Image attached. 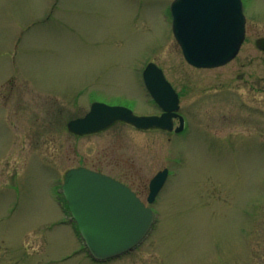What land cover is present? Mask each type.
I'll return each mask as SVG.
<instances>
[{
  "label": "rangeland",
  "instance_id": "374dc122",
  "mask_svg": "<svg viewBox=\"0 0 264 264\" xmlns=\"http://www.w3.org/2000/svg\"><path fill=\"white\" fill-rule=\"evenodd\" d=\"M170 1L0 0V264H264V0H243L246 40L210 69L183 58ZM147 62L176 89L182 132L68 131L95 101L157 113ZM79 166L143 201L168 168L151 230L116 258L93 260L59 204Z\"/></svg>",
  "mask_w": 264,
  "mask_h": 264
},
{
  "label": "water",
  "instance_id": "95a60500",
  "mask_svg": "<svg viewBox=\"0 0 264 264\" xmlns=\"http://www.w3.org/2000/svg\"><path fill=\"white\" fill-rule=\"evenodd\" d=\"M169 11L172 33L190 65L217 67L238 52L245 31L241 0H172ZM259 48L264 51V38ZM142 76L151 97L163 110L161 115H135L125 106L94 102L83 117L67 123L68 129L87 134L120 120L141 129L171 130L172 118L177 116L178 94L155 63H147ZM179 122L175 131L183 127L181 116ZM167 174L164 168L150 179L148 203L155 199ZM61 191L84 245L95 260L115 258L130 251L152 228V209L128 186L108 175L86 167L70 168L65 172Z\"/></svg>",
  "mask_w": 264,
  "mask_h": 264
},
{
  "label": "flooded vegetation",
  "instance_id": "af4514ba",
  "mask_svg": "<svg viewBox=\"0 0 264 264\" xmlns=\"http://www.w3.org/2000/svg\"><path fill=\"white\" fill-rule=\"evenodd\" d=\"M242 2H243V0H242ZM245 19H247L246 17H245ZM245 24H246V20H245ZM246 28H245V35H244V40L243 41H245L246 40ZM262 38H264V36H261V37H256V39H254V43H255V46H256V48L259 50V51H262L263 53H264V51L263 50H261L260 48H259V45H260V40L262 39ZM242 44H243V42H242ZM242 44H241V46H242ZM241 46H240V48H241ZM240 48H239V50H240ZM239 50H238V52H237V54H236V56L233 58V59H235L236 57H237V55H238V53H239ZM232 59V60H233ZM232 60H230V61H228V62H226L225 64H223V65H221V66H224V65H227L229 62H231ZM180 100V99H179ZM153 102V101H152ZM110 105H116V104H110ZM156 105V104H155ZM157 106V105H156ZM158 107V106H157ZM159 108V107H158ZM179 108H180V104H179ZM86 113V112H85ZM84 113V114H85ZM162 113V110L159 108V111L157 112V113H153V114H150V115H160ZM83 114V115H84ZM177 114H178V116H181L182 118H183V128H182V130H180L179 132H182L183 130H184V127H185V120H184V117H183V115L181 114V112H179V109H178V111H177ZM83 115H81V116H83ZM178 116H176L175 118H173V126L174 127H176L178 124H179V117ZM80 117V116H79ZM123 123V122H122ZM105 130V129H104ZM147 130V129H146ZM160 130V129H159ZM103 131V130H102ZM100 132V131H99ZM169 132H175L174 130H171V131H169ZM179 132H175V133H179ZM72 133V132H71ZM74 134V133H73ZM77 135V134H76ZM85 135H87V134H85ZM80 167V166H79ZM93 170V169H92ZM97 171V170H96ZM100 172V171H99ZM125 184V183H124ZM127 185V184H126ZM130 187V186H129ZM131 188V187H130ZM134 191V190H133ZM135 192V191H134ZM136 193V192H135ZM137 194V193H136ZM138 195V194H137ZM138 197L140 198V196L138 195ZM157 197V196H156ZM141 199V198H140ZM156 199V198H155ZM155 199H154V201H155ZM142 200V199H141ZM153 201V202H154ZM152 202V203H153ZM151 203V204H152ZM151 204H149V207L155 212V210H154V208L152 207V205Z\"/></svg>",
  "mask_w": 264,
  "mask_h": 264
}]
</instances>
